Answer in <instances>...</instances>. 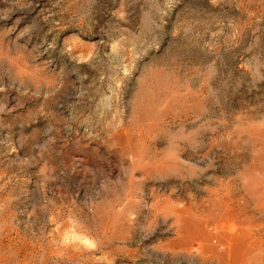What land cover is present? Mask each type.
<instances>
[{
  "label": "rangeland",
  "instance_id": "rangeland-1",
  "mask_svg": "<svg viewBox=\"0 0 264 264\" xmlns=\"http://www.w3.org/2000/svg\"><path fill=\"white\" fill-rule=\"evenodd\" d=\"M0 264H264V0H0Z\"/></svg>",
  "mask_w": 264,
  "mask_h": 264
}]
</instances>
